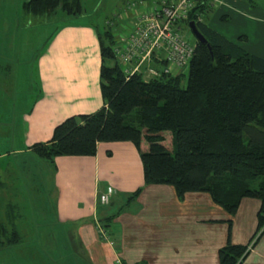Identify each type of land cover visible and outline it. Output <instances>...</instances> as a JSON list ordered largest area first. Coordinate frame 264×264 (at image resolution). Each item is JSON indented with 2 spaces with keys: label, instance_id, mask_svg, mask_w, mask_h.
I'll return each instance as SVG.
<instances>
[{
  "label": "crops",
  "instance_id": "0c3cea01",
  "mask_svg": "<svg viewBox=\"0 0 264 264\" xmlns=\"http://www.w3.org/2000/svg\"><path fill=\"white\" fill-rule=\"evenodd\" d=\"M124 8L125 4L115 13L114 21L124 19ZM85 11L84 7L79 15ZM198 19L264 58V0L209 2ZM180 28L193 44L192 35L183 25ZM55 29L34 64L36 83L30 105L4 115L0 124V156L6 151H32L30 144L46 141L59 120L69 114L92 112L102 104L96 38L99 28L67 20ZM148 66L162 70L164 64L151 58ZM168 67L172 74L186 75L183 69L187 64ZM9 94L11 90L1 85L0 112L12 105ZM13 105L16 107L15 102ZM95 146L91 155L59 154L52 161L46 159L55 190L54 219L60 227L67 224L59 231L69 236L68 246L73 233L72 249H79L82 264H218L217 250L226 240L244 243L252 236L258 198L241 196L227 225L228 212L210 198L208 191H186L177 198L168 182L143 183L138 152L130 140L97 141ZM146 146L141 140L140 148ZM107 185L113 191L106 203H100L98 194ZM137 186V193L127 199ZM106 216L112 243L96 229ZM50 234L56 232L50 230ZM239 264H264V230Z\"/></svg>",
  "mask_w": 264,
  "mask_h": 264
},
{
  "label": "trees",
  "instance_id": "16d2710c",
  "mask_svg": "<svg viewBox=\"0 0 264 264\" xmlns=\"http://www.w3.org/2000/svg\"><path fill=\"white\" fill-rule=\"evenodd\" d=\"M81 2L21 0L19 7L27 15L59 11L77 16L84 11ZM207 5L209 0H195L183 20H193L205 37L201 42L191 34L186 75L156 67L157 73L147 78L141 71L125 76L111 50L119 22L107 18L96 31L102 104L59 120L46 141H34L29 148L52 161L59 154H94L97 141L130 140L143 183L168 182L177 198L186 191L206 190L228 212L227 225L241 196L258 198L252 236L244 243L226 240L217 250L218 264H239L264 230V58L198 19ZM164 131L170 147L163 143ZM141 140L147 144L144 149ZM104 220L99 224L107 232L109 216ZM0 234L5 237L0 245L18 238L15 228L8 231L1 222Z\"/></svg>",
  "mask_w": 264,
  "mask_h": 264
},
{
  "label": "rangeland",
  "instance_id": "374dc122",
  "mask_svg": "<svg viewBox=\"0 0 264 264\" xmlns=\"http://www.w3.org/2000/svg\"><path fill=\"white\" fill-rule=\"evenodd\" d=\"M20 1L0 0V7L4 8H0L3 12L0 13V63L4 67L0 69V87L11 90L9 99L16 103V107L12 102L9 110L0 112V124L4 115L30 105L36 83L34 64L56 27L68 20L92 23L101 29L104 21L123 7L126 0H82L86 11L77 17L59 11L27 15L21 12ZM185 30L191 35L187 26ZM163 143L170 147L167 132ZM51 181V165L33 151H6L0 156V222L5 223L8 231L13 227L18 232L15 241L0 245V264H77L79 260L82 264L83 255L78 248L72 249L73 233L68 246L69 236L59 231L67 224L60 227L54 219L55 190ZM50 230L56 235L50 234ZM3 238L1 235L0 239Z\"/></svg>",
  "mask_w": 264,
  "mask_h": 264
},
{
  "label": "built area",
  "instance_id": "2783aa9c",
  "mask_svg": "<svg viewBox=\"0 0 264 264\" xmlns=\"http://www.w3.org/2000/svg\"><path fill=\"white\" fill-rule=\"evenodd\" d=\"M215 1L209 0L213 3ZM194 4L195 0H126V16L120 20L117 26L119 28L113 32L111 46L122 73L127 76L141 71L144 78L156 74L157 70L148 66L151 58L165 61L162 70L167 72H170L168 64L185 66L193 47L180 25L188 27L183 20ZM113 16L117 17L115 14ZM112 191V186L107 185L99 192L98 201L106 203ZM96 229L103 238L112 243L99 223L96 224ZM117 264L120 262L117 261Z\"/></svg>",
  "mask_w": 264,
  "mask_h": 264
},
{
  "label": "water",
  "instance_id": "95a60500",
  "mask_svg": "<svg viewBox=\"0 0 264 264\" xmlns=\"http://www.w3.org/2000/svg\"><path fill=\"white\" fill-rule=\"evenodd\" d=\"M186 24L188 25L191 34L195 37V39L204 42L205 41V37L204 35H202V33L198 30L196 23H194L193 20H187ZM208 46V45H207Z\"/></svg>",
  "mask_w": 264,
  "mask_h": 264
}]
</instances>
